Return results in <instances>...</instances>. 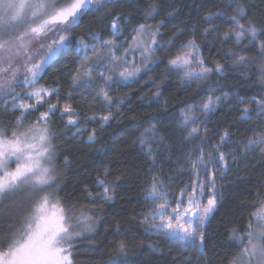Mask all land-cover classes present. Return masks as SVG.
Returning <instances> with one entry per match:
<instances>
[{
	"label": "snow or ice",
	"instance_id": "1",
	"mask_svg": "<svg viewBox=\"0 0 264 264\" xmlns=\"http://www.w3.org/2000/svg\"><path fill=\"white\" fill-rule=\"evenodd\" d=\"M138 4L0 0V264H85L78 257L97 259L105 244L108 264H137L129 252L141 236L178 242L203 257L207 226L224 202L221 182L232 166L238 158L250 164L259 153L256 171L264 169V9L257 0H204L195 24L165 36L179 10L157 0ZM117 5L132 8L139 18L118 13ZM86 18L95 24L85 23ZM96 25H104L110 38H102ZM161 66L165 78L179 80L192 95L175 109V131L164 130L170 137L155 124L128 126L138 130L134 143L150 167L138 177L143 208L126 219L113 217V225L104 206L115 204L127 181L104 168L68 193L69 173L58 161L63 155V169L71 161L57 142L78 138L91 125L87 139L79 142L95 144L97 132L122 120L133 99L141 106L147 101L149 108L172 104L152 79ZM229 72L238 73L233 79L242 85L252 84L254 77L256 87L225 90L222 80ZM141 82L155 91L149 96L141 89L138 97L116 93ZM222 106L230 109L228 115L238 112L236 120L210 127ZM153 119L149 115L145 122ZM249 122L254 126L243 139L233 140L235 126ZM58 124L64 129L60 133ZM177 135V167L166 173L157 157L166 152L171 160ZM178 174L187 179H176ZM244 195V223L222 222L220 232L227 233L233 250L226 251L223 264H264V174L247 182ZM102 228L105 234L97 243ZM183 264L192 259L185 257Z\"/></svg>",
	"mask_w": 264,
	"mask_h": 264
},
{
	"label": "trees",
	"instance_id": "2",
	"mask_svg": "<svg viewBox=\"0 0 264 264\" xmlns=\"http://www.w3.org/2000/svg\"><path fill=\"white\" fill-rule=\"evenodd\" d=\"M161 6L171 3L179 10L173 24L169 25L168 30L165 32V36L170 35L173 31H179L186 24H195V14L199 9L203 14L204 9H200L199 6L204 0H157ZM129 3L133 6H139L138 0H129ZM257 4L260 8L264 9V4H260L257 0ZM118 13H122L129 18L138 19L139 17L133 11L132 8L124 5H117ZM167 14V13H165ZM92 22L91 18H86L85 23ZM130 25L129 27H134ZM94 30H100L101 36L104 39L110 37L105 36L104 32L107 28L104 25H96ZM187 32V29H184ZM205 55H208L206 52ZM223 62V61H221ZM50 71H55V68ZM165 69L163 66L156 74H153L152 79L156 81L159 86L161 96L165 100H172V104L161 105L160 107H148V102L145 101L144 105H140L139 99H133L127 107L124 108V118L122 120H114L111 126L107 127L103 132H97V142L91 146L80 143V140H86L88 131L78 134V138L69 135L62 141H58L57 145L62 154H67V158L71 161V165L67 169H63V155L58 161L61 166V170L67 171L69 175L66 177L65 183L68 185L67 192L71 193L75 188H79L84 184L89 183V178L94 176L97 172H102L104 168H109L114 175H120L122 179L127 182L121 186L118 191L120 195L114 205H105V213H110L108 219L114 225L115 220L113 217H123L132 215L135 211L143 208V205L138 201L142 199L141 191L138 185L140 179L138 177H145L150 167L149 160L143 155L138 144H135L138 130L135 127H128L129 125H139L144 123L145 127L149 124H155L158 129L161 130V135L171 136L172 133L164 131L165 129H173L175 126L171 123L175 109H177L183 101L189 99L192 93L185 91L184 86L179 80H173L171 78H165ZM238 73H226L227 79L222 80L225 85V90L232 88L233 90H239L244 92L256 87L255 78L253 77V83L249 85H242L238 80L233 79V76H238ZM47 79V77H45ZM215 81L212 83V87H215ZM195 85L193 88L195 89ZM141 89L147 95H151L155 89H149L141 82L134 89L123 88L117 89L116 93L120 96L138 97L141 95ZM207 93H205V96ZM229 109L223 107L219 114H214L210 120V127L219 125L221 128L227 127L225 123L221 121L227 120L229 123L236 120L238 112H232L230 115ZM83 115V112L81 113ZM149 115L155 116L149 122H145V118ZM135 116L133 119L132 117ZM256 117H253V122ZM253 122L248 124L239 123L235 126L233 140L240 138L243 139L242 134H247V130L254 126ZM63 125L58 124L56 131L60 133L63 131ZM143 129H139L142 131ZM177 143L172 148V158L167 159V153H163L157 157L159 164L163 165L166 173L171 172L177 167L176 159L179 155V135L175 137ZM232 147V145H230ZM229 147V148H231ZM261 156L257 153L252 159L250 164L244 163L238 158V164L232 166V171L228 173L227 180L222 181L225 185L224 188V202L221 205L219 211L207 226L208 237L206 240L205 255L200 256L198 252L187 251L181 248L177 244L166 241L163 238L152 239L141 236L136 244L132 245L129 252V259L135 260L137 264H183L185 257L192 259V264H223V257L226 251H233L228 249L229 241L227 240V233L220 232L223 227L222 222L231 223L235 226H241L247 218V212H241V208L245 207L244 201L247 197L244 195V190L247 187V182L252 180H259L261 175L264 174V169L257 172L256 169H260ZM181 174L176 176V179H181ZM243 178L245 183H241L237 178ZM130 198V202L129 201ZM104 215V213H100ZM124 219H121V223H124ZM108 225H105L107 228ZM134 231L139 232L138 229ZM101 235L97 237V243L103 240L105 230L100 229ZM155 246L154 250H149L148 245ZM87 246V245H83ZM109 249L105 244L101 248L100 252L96 254L97 259L91 261L88 260L87 255H80L78 258L84 261L85 264H108Z\"/></svg>",
	"mask_w": 264,
	"mask_h": 264
},
{
	"label": "rangeland",
	"instance_id": "3",
	"mask_svg": "<svg viewBox=\"0 0 264 264\" xmlns=\"http://www.w3.org/2000/svg\"><path fill=\"white\" fill-rule=\"evenodd\" d=\"M223 107H225V106H222V108ZM230 110V109H229ZM91 125H89V128L88 129H91ZM88 129H86V130H84V131H82L81 133H83V132H85V131H88ZM80 133V134H81ZM139 146V145H138ZM229 147H231L230 145H228V148ZM182 176H181V179H183V180H186L187 179V176L186 175H184V174H181ZM171 243H173V244H177V245H179L181 248H183V245H181V244H179L178 242H171Z\"/></svg>",
	"mask_w": 264,
	"mask_h": 264
}]
</instances>
